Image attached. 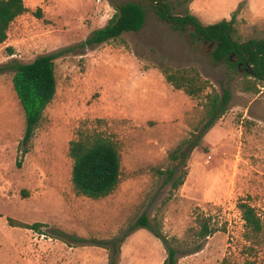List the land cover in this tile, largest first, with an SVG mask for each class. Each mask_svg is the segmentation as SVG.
<instances>
[{
  "label": "rangeland",
  "instance_id": "1",
  "mask_svg": "<svg viewBox=\"0 0 264 264\" xmlns=\"http://www.w3.org/2000/svg\"><path fill=\"white\" fill-rule=\"evenodd\" d=\"M127 1L145 7L144 28L109 43L86 44ZM25 2L29 11L0 43V264H110L114 250L115 264H163L162 240L147 227L133 228L144 213L170 238L192 239L199 214L222 229L199 252L180 254L178 264H264V231L261 243L252 246L238 206L247 200L264 223V81L257 92L247 90L252 66L216 62L215 42L171 21L191 12L213 24L237 12L234 38L261 41L264 0ZM162 4L170 8L168 18L161 16ZM56 52L62 53L55 61L56 96L32 140L23 144L25 112L13 86L15 71L6 66ZM238 60L233 57V63ZM193 69L208 86L198 96L165 76ZM224 88L232 91L228 109L202 132L208 95ZM81 131L111 139L121 153L120 184L100 199L77 194L72 181L70 143ZM181 145L187 157L174 159ZM184 176L174 189V180Z\"/></svg>",
  "mask_w": 264,
  "mask_h": 264
},
{
  "label": "trees",
  "instance_id": "2",
  "mask_svg": "<svg viewBox=\"0 0 264 264\" xmlns=\"http://www.w3.org/2000/svg\"><path fill=\"white\" fill-rule=\"evenodd\" d=\"M159 8L161 16L168 18L166 13L171 14L169 6L162 4ZM28 11L29 7L25 0H0V43L7 40L11 24ZM37 12L41 15V8H38ZM236 17L237 12H234L231 20L224 19L213 24H204L199 17L188 12L186 15L173 17L171 21L178 29L184 30L192 27L194 28L193 36L215 42L216 48L212 56L216 62L226 61L236 67L243 62L245 67L252 66L253 69L246 73V88L257 92L258 81H264V40H236L233 35ZM146 20L145 7L139 2L127 1L117 6L107 24L95 30L86 40V44L101 45L121 37L126 32H138L144 28ZM61 55L60 52L45 54L29 63L14 60L13 64L6 66L15 71L13 86L25 112L27 126L23 144L32 140L46 108L56 96L58 81L55 61ZM234 56L239 58L236 63H233ZM165 76L176 88L185 90L191 96L200 95L208 87L206 80L196 71L193 74L182 70L174 73L166 71ZM250 77L254 80H250ZM231 100L232 91L229 88H224L222 93L214 90L208 95V121L203 126L202 132L208 131L214 126L216 120L225 114ZM199 144V139L191 143L188 151L191 152ZM27 150L25 148L24 152ZM188 151L182 149L181 145L173 153V158L179 159L182 156L186 158ZM70 156L73 159L72 181L77 194L100 199L110 195L119 186L122 158L118 146L111 139L99 133L81 131L79 137L70 143ZM175 170L174 168L168 172V178L174 177ZM184 183L185 176L178 177L174 180L172 187L177 189ZM238 206L245 222L246 240L252 243V246L260 244L264 231L261 216L255 206L247 200L240 201ZM196 223L198 227L191 230L190 235L193 237L188 241L168 237L159 225H153L150 222L146 213L141 215L133 228L140 226L149 228L162 240L167 251L163 264H178L180 254L188 255L199 252L210 236L222 230L212 222L209 216L197 215ZM21 226L37 229L42 225L21 223ZM120 240L123 241V239ZM192 241L195 242L194 245H191ZM172 242L177 243L179 247L174 246ZM113 243L114 246L117 245V242ZM96 245L102 246L105 243L96 241ZM183 249L185 251H182ZM114 252L115 250L110 253V264H115L113 262Z\"/></svg>",
  "mask_w": 264,
  "mask_h": 264
},
{
  "label": "flooded vegetation",
  "instance_id": "3",
  "mask_svg": "<svg viewBox=\"0 0 264 264\" xmlns=\"http://www.w3.org/2000/svg\"><path fill=\"white\" fill-rule=\"evenodd\" d=\"M242 65H243V62H241V63L239 64V67L242 66Z\"/></svg>",
  "mask_w": 264,
  "mask_h": 264
},
{
  "label": "crops",
  "instance_id": "4",
  "mask_svg": "<svg viewBox=\"0 0 264 264\" xmlns=\"http://www.w3.org/2000/svg\"><path fill=\"white\" fill-rule=\"evenodd\" d=\"M227 17H225V19H226ZM228 20V19H227ZM205 24V23H204Z\"/></svg>",
  "mask_w": 264,
  "mask_h": 264
},
{
  "label": "water",
  "instance_id": "5",
  "mask_svg": "<svg viewBox=\"0 0 264 264\" xmlns=\"http://www.w3.org/2000/svg\"><path fill=\"white\" fill-rule=\"evenodd\" d=\"M167 14V16H168V13H166Z\"/></svg>",
  "mask_w": 264,
  "mask_h": 264
}]
</instances>
